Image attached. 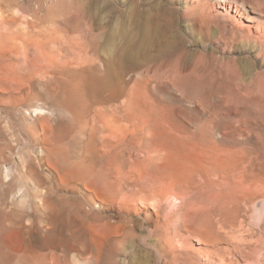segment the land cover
<instances>
[{
  "label": "bare ground",
  "instance_id": "bare-ground-1",
  "mask_svg": "<svg viewBox=\"0 0 264 264\" xmlns=\"http://www.w3.org/2000/svg\"><path fill=\"white\" fill-rule=\"evenodd\" d=\"M218 1L251 13L259 35L249 37L247 43L264 39V3ZM48 10L54 16V44L58 47L51 55L38 47V53L30 58L40 78L46 79L43 88L55 103L48 98L40 102L44 95L38 97L40 103L31 106L39 118L38 129L31 133L48 154L47 165L58 188L75 192L82 186L84 199H75L71 207L68 204L70 208L50 199L39 201L37 193L43 180L35 177L33 160L22 162L21 179L31 178L35 194L23 186L10 201L21 210L12 215L18 227L17 234L12 232L17 238L23 236L26 255H37L35 223H46L62 238L68 233L76 238L65 225L75 219L84 224V249L89 248L97 264L127 242H131L132 253L140 243L153 247L157 264H264V256L262 260H247L257 252L253 249L249 255L246 238L255 234L251 226L261 229L264 221V200L261 211L252 203L261 193L262 181L258 175L250 178L246 165L247 134L264 123L263 116H251L248 111L252 107L264 111L263 86L255 80L244 81L243 70L236 68L234 87L239 95L258 97L233 101L224 90L207 82L170 79L168 84L178 97L159 95L166 55L152 49L127 48L105 58L98 44L102 35L94 32V28L100 29L96 20L86 22L85 28L76 27L78 41L65 31L70 21L65 0H55ZM6 70L0 66V75L8 74ZM217 98H222V103L215 102ZM48 101L51 105L47 106ZM62 112L84 134V152L71 155L72 151L60 149L66 137L56 139L52 123ZM253 154L258 161L259 152L254 150ZM6 174L9 179V172ZM5 197L6 193L0 192V264H5L8 256ZM248 209L250 226L242 215ZM28 215L35 220L25 225ZM190 241L200 246L197 259L191 254L195 250L189 247Z\"/></svg>",
  "mask_w": 264,
  "mask_h": 264
},
{
  "label": "rangeland",
  "instance_id": "rangeland-1",
  "mask_svg": "<svg viewBox=\"0 0 264 264\" xmlns=\"http://www.w3.org/2000/svg\"><path fill=\"white\" fill-rule=\"evenodd\" d=\"M237 1H244L247 4L259 1V3H264V0ZM54 3L55 0H0V35L3 33L0 36V66L5 70L7 67L6 72L9 74L0 75L2 78L0 79V192L6 193L7 223L10 226L7 225L10 228L12 226L11 229L7 226V233L11 236L6 234L5 244L8 239V244H6L8 246L5 245V247L8 248L6 249L8 256L5 258V264H97L89 248L84 249V224L78 220L71 219L65 224L75 232L76 238L70 237L69 233L62 238V236L55 235L52 230L50 231L51 228L46 223L40 225L35 223L34 227L37 228L38 233V241L34 245V249L37 250V255L34 254L36 257L30 258L26 255L28 249L26 250L27 245L21 240L23 236L19 235L18 238L15 236L18 227L12 215L21 210L12 204L10 198L23 186L29 193L35 194V186L31 178L25 182L21 179L23 163L26 159L30 162L33 160L34 175L43 180V185L37 193L39 201L44 202L45 199H50L54 204L61 203L60 205H65V207L70 204L71 207L75 199H84L82 186H79V191L75 190V192L66 187V190L64 187L58 188L55 175L47 165L48 154L43 150L41 142L36 141L31 133V131L37 132L38 128L35 125L39 122V118L31 111V106L40 102L45 103L47 100L55 103L43 88L46 79L40 78L38 69L32 64L30 58L38 53V47H43L49 55L58 47L54 44L56 30L54 16L53 13L50 15V10H48ZM65 3L69 9L68 19H70L65 31L69 32L68 35L71 38L79 41V34L75 31L76 27L85 28L86 22L96 20L100 29L94 28V32L102 35L98 44L105 58L114 52L119 54L127 48H132L134 51L152 49L153 53L166 55L162 59V79L159 84V87H162L159 90L160 93L157 92L159 95L173 94L178 97V93L168 84V79H170V82L185 81L188 83L192 80L190 84L207 82L216 90H224V93L228 94L233 101L258 97L259 95H239V91L234 87V80L237 77L236 68L243 70H241V75H243L241 77L244 81L255 80L264 88V39L258 40L257 44L252 40L247 43L249 37L258 36L259 32L250 18L251 13L237 9L235 4L232 7L223 6L217 0H65ZM78 4L84 8H78ZM41 7L43 9H40ZM60 22H62V17ZM61 28H63L62 25ZM63 32L62 30V35H64ZM80 75L84 77V73ZM40 96H43V99L39 100ZM222 101V98L215 99L217 103H222ZM48 102L47 106L51 105ZM248 112L251 116L259 114L264 119L263 110L252 107ZM62 113L52 123L56 139L66 137L60 149L68 153L72 151L71 155L84 152V134L78 132V127L69 115ZM255 128L254 132L250 131L247 134L249 157L246 165L249 177L258 175L262 181L258 189L261 193L252 202L256 206L255 210L261 211L264 200V123ZM254 150L259 152L258 161L253 157ZM8 172L11 177L6 179L5 175L7 176ZM250 184L249 181V186L247 185L249 188ZM70 207L68 205V208ZM47 210L42 208V212H48ZM250 214L249 209L242 213L246 221L248 219V225ZM29 220L32 222L35 220L33 215L26 216L25 225H29ZM261 227L258 229L251 226L255 229V234L246 236L247 249L248 247L250 249H248L249 255L253 249L258 253L250 255L248 261L256 257L260 260L264 256V221ZM79 242L82 245H79ZM189 244L191 245L189 247L195 250L191 254L197 259L198 252L196 251L200 249L199 244L195 241H190ZM130 245L131 242L121 244L119 251L106 255L99 264L158 263V255L153 247H150L152 250L140 243L132 253ZM57 256H60L58 261L55 259Z\"/></svg>",
  "mask_w": 264,
  "mask_h": 264
}]
</instances>
